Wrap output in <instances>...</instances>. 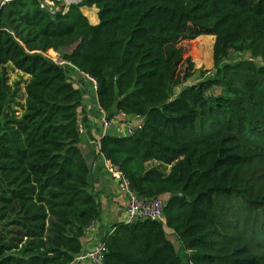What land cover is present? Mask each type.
I'll return each mask as SVG.
<instances>
[{
    "label": "trees",
    "instance_id": "16d2710c",
    "mask_svg": "<svg viewBox=\"0 0 264 264\" xmlns=\"http://www.w3.org/2000/svg\"><path fill=\"white\" fill-rule=\"evenodd\" d=\"M202 33L214 71L174 94ZM231 49L253 60L225 61ZM85 76L99 109L144 117L98 151L138 195L166 197L163 220L102 234V264H264V0H80L53 17L0 4V264H69L97 218L77 131Z\"/></svg>",
    "mask_w": 264,
    "mask_h": 264
},
{
    "label": "crops",
    "instance_id": "0c3cea01",
    "mask_svg": "<svg viewBox=\"0 0 264 264\" xmlns=\"http://www.w3.org/2000/svg\"><path fill=\"white\" fill-rule=\"evenodd\" d=\"M81 9L87 13L84 16L90 24L97 22L96 8L94 6H84ZM89 15H91V18ZM190 78L191 76L183 84L189 83L188 79ZM81 82L82 84L76 83V86L82 91L78 116L82 118L81 127L84 132L80 137L79 148L89 168L87 183L98 203V215L94 220V226L90 230L84 231L80 238L81 251H83L98 242L104 232L111 230V226L114 223L127 220V201L126 195L118 187L117 180L108 171L109 162L103 158L96 146V142L104 134L122 135L125 133L123 123L125 116L122 115V112H116L115 108L110 109L107 114L110 115L112 125L107 129L102 128L98 120L95 87L86 76L81 77ZM183 84L175 86L173 93L176 94ZM127 117L130 116L127 115ZM69 264L88 263L86 260L73 259Z\"/></svg>",
    "mask_w": 264,
    "mask_h": 264
},
{
    "label": "built area",
    "instance_id": "2783aa9c",
    "mask_svg": "<svg viewBox=\"0 0 264 264\" xmlns=\"http://www.w3.org/2000/svg\"><path fill=\"white\" fill-rule=\"evenodd\" d=\"M9 0H0V4L7 3ZM39 9L45 11L49 16L53 17L57 14H62L69 5H76L80 3V0H35ZM80 6L79 9H81ZM86 7V6H85ZM70 51V50H69ZM237 59H249L253 58L248 55H244L240 51H232ZM230 53V52H229ZM52 60V59H51ZM57 64L64 63L59 57L53 60ZM213 68L206 69L204 76L211 75L213 73ZM201 77L198 79L200 80ZM95 87V83L90 79ZM191 83V82H189ZM185 85V84H183ZM98 120L102 128L107 129L112 125V121L107 118V113L98 108ZM125 116L123 120L125 133L131 134L136 129L141 128L144 117L140 115L127 117V114L122 113ZM77 131L81 137L84 134L83 128L80 124L77 125ZM119 135V134H118ZM97 149H99V141L96 142ZM108 171L117 180L119 189L126 195V221H136L140 219H152L161 221L164 217V208L166 206V197L156 196L152 198H144L138 195L130 186L128 178L119 170L115 165L108 164ZM95 224L94 220H91L85 227L84 231L90 230ZM104 246L100 242H96L91 247L80 251L74 256V260H86L88 264H102L103 261Z\"/></svg>",
    "mask_w": 264,
    "mask_h": 264
},
{
    "label": "rangeland",
    "instance_id": "374dc122",
    "mask_svg": "<svg viewBox=\"0 0 264 264\" xmlns=\"http://www.w3.org/2000/svg\"><path fill=\"white\" fill-rule=\"evenodd\" d=\"M80 12H82L83 15L86 13L82 9H80ZM200 37H202L201 40L199 39ZM214 38H215V36L213 34L202 33L193 39V41L191 43V47L188 48L187 54L190 55V57L194 63V68L196 69L195 73L192 74L190 79H188L191 83L197 82L198 79L203 75V73H204L203 71H205L206 69L212 68V66H213L212 46H213ZM72 48H73V46H70V47L64 48L63 50L69 51ZM232 51H240L244 55L249 54L246 51L231 49L230 53L227 56V58L225 59V61H236V60H238L236 55ZM57 54H58V52H55V51H53V52L47 51L45 53V56H47L48 58H50L52 60H55V58H58ZM196 57L202 59V61L199 64H197L195 61ZM17 74H18L17 72L9 73V82L14 80L16 78ZM68 75H69V78H71L73 80H75L77 78L74 71H69ZM21 78L23 79L24 76L22 75ZM211 92L219 93L220 88L215 87V88L211 89ZM167 234H168V238L173 242L175 248L179 249V242H178L177 238L175 237V235L170 230H167ZM180 253H183L182 250H180Z\"/></svg>",
    "mask_w": 264,
    "mask_h": 264
}]
</instances>
